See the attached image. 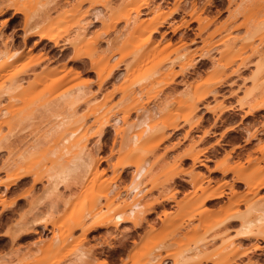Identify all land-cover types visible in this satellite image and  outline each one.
<instances>
[{"label": "rangeland", "instance_id": "1", "mask_svg": "<svg viewBox=\"0 0 264 264\" xmlns=\"http://www.w3.org/2000/svg\"><path fill=\"white\" fill-rule=\"evenodd\" d=\"M45 1L0 0V52L6 36L8 50H20L18 61L0 69V107L7 109L0 115V264H70L77 248L88 252L82 264H264V240L238 233L240 222L254 215L252 184L264 176V111L246 114L258 97L256 82L264 80L257 70L262 55L254 50L264 52V0H55L30 19ZM13 3L19 12L7 8ZM93 8L102 14L97 21ZM36 26L51 41L32 35ZM100 54L115 55L111 63H118L104 81ZM21 78L15 93H4ZM76 85L86 86L88 98L57 104ZM90 96L95 109L101 104L92 114L84 101ZM137 105L149 110L151 128L132 145L112 122L124 108L135 120ZM57 114L71 116L66 128H78L74 139L102 161L97 175L71 178L51 192ZM95 117L101 120L94 123ZM145 160L144 205L178 190L174 201L155 204L136 227L127 221L85 234L73 228V216L87 226L106 213V190L126 189ZM17 164L30 173L12 184ZM238 174L246 177L232 192ZM197 183L223 188L225 196L200 206ZM226 216L236 221L222 227ZM185 253L192 256L181 261Z\"/></svg>", "mask_w": 264, "mask_h": 264}, {"label": "bare ground", "instance_id": "2", "mask_svg": "<svg viewBox=\"0 0 264 264\" xmlns=\"http://www.w3.org/2000/svg\"><path fill=\"white\" fill-rule=\"evenodd\" d=\"M54 1L55 0H46L45 2L41 3L38 7L34 9L33 13L30 16V19H34L39 14L40 10H42L48 4ZM109 1L104 3L103 5L104 10L110 8ZM246 1L247 0H242V3H245ZM7 8L14 10L13 13L20 11V6L18 7L16 3L8 5ZM99 10L100 9L96 8L93 11L94 21H97L102 16ZM245 10H246V7L243 6L241 12L245 14ZM119 18L124 20V16H121ZM136 20L137 19H133V22H135ZM163 22H164L163 20H160L158 23L160 26H162ZM155 29H157V27H155ZM33 30L34 31L32 35H37L39 36L40 39L46 38L47 40L51 41V38L46 37V31L38 29V26L33 28ZM85 33H86V28L84 27L82 28L81 32L78 33L77 35L78 38L83 36ZM6 37H3V40L1 43L4 49L0 52V69L6 68L12 65L14 62L18 61V59L20 58L19 56L20 50H13L12 52L8 50L9 41L7 40ZM254 50L258 54L262 55L263 63L259 64L257 67V70L261 73L264 70V52L260 51L256 47L254 48ZM115 58H116L115 55L110 56L108 54L107 55L100 54L99 59L97 60L96 64L98 65L97 72H98V76L100 77L101 81H104L105 79H107L117 67L118 63H115V64L111 63V61ZM200 59L201 58H197V61ZM189 62H191V60ZM22 80L23 78L14 79L4 93L8 95L15 93L18 90V87L21 84ZM256 88L257 90H259L258 95H257L258 97L253 99L251 103L248 104L249 110L246 111V114H249V115H254L260 111H264V95L261 94L264 90V80L257 81ZM215 91L216 90H213L212 92H215ZM87 93L88 92L86 90V86L76 85L74 88L61 93L59 95L57 104H60V102H70L71 104H75L79 100L81 101V99H83V97H85ZM91 97L92 96H90L89 99L84 100V101H88L85 103L90 105L89 114L96 112V109H99L101 105L100 104L99 107L95 109V107L90 104L92 100H94ZM125 97L126 95L124 96V89H123V95H122L123 101ZM134 99L136 98L134 97ZM0 104H1V101H0ZM192 108H194V105L192 106ZM6 111H7L6 107H0V115L5 114ZM129 111H130V108L128 109L124 108V113L122 116L114 115L112 126L115 128L116 133L121 135L122 138H126L127 141L130 142V144L136 145V144H139L138 142L142 140V138L146 135L148 130L151 128V126H149L151 124L148 123L149 125L148 127H146V123H145V120L150 118L149 110L147 108L143 109L142 105H137L135 107L136 118L133 121L130 120ZM55 117L58 118V121L56 122V125L52 128V130H50V133L60 132V130L61 132L59 134L60 136L56 139L55 148L52 151V154H54V156L57 157V160L56 159L53 160L54 166L52 167V171L47 176V179H48L47 182L49 184V185L47 184L48 185L47 188L50 187L51 192L54 191L53 189H57L60 184H64L71 178H73L75 182L77 183V182L82 181L84 177L87 176L88 173L93 174V176L97 175L99 173L98 165L102 161L101 160L102 158L101 159L93 158V155H92L93 152L90 150L87 151L86 144L80 142L81 140L80 138L74 139L75 135L78 134L79 132L78 128H73V129H69V127L66 128L68 124H70L69 123L70 122L69 120L71 119L70 115L61 116L60 114H57L55 115ZM100 117L102 118L103 115H101ZM100 120L101 119L99 117L98 118L95 117L94 123H97ZM107 123H108V120H106L104 125H108ZM143 123L145 125V126L143 125L144 127L142 126ZM79 126L81 128V125ZM79 126H76V127H79ZM103 126L98 131L100 135L103 134V131H104ZM246 131L248 132V130ZM250 137L251 139H256L257 134L255 133L251 134ZM31 148H35V145H32L30 149ZM29 150L27 149L21 152L19 155V160H22L23 158H25L27 152H30ZM261 152H262V155H264L263 148H261ZM191 158L194 161L198 160V155H191ZM16 166L17 168L15 169L18 170L19 165L17 164ZM113 168L115 169V166ZM235 169L236 167L235 168L223 167L222 171L225 173L229 170L235 171ZM148 170H149V162L147 160H145L141 164L139 163L138 167L135 169L133 175L131 176L130 182L126 189L116 190V188H109L104 193L103 199L106 200V203L108 206L110 205L106 213L101 214L100 216L94 217L91 223L87 226H85L84 217L73 216L72 218L73 228L82 229L85 234L97 228L108 227L110 224L118 229L120 225L126 223L127 221L132 222L133 226L136 227L141 223V220L145 218L144 217L145 213H149L153 210L155 204L160 203L162 201H174L176 199V194L178 190H175L170 193H161L159 200H157L155 204H149L147 206L144 205L143 198L146 195L145 193L146 188L143 185V181L148 173ZM29 173H30V170H27V169L18 170L16 174H14L10 182L12 184H15L21 181ZM245 177H246V174H238L233 184H231L230 190L232 192H235L234 183L235 182L243 183ZM91 179L92 177L89 178V183ZM263 189H264V176H262L261 178L253 182L252 184V188L250 192L253 193L255 199L253 200L254 205H252L250 209L254 213V215L252 216V218L244 219L240 222L241 224L238 230V233L241 235L240 237H243L245 239L253 237L256 239L264 240V206L261 205V202L264 199V197L258 195V192ZM197 190H200L201 194H203V196L198 202L200 206H205L207 205L208 202L221 199L225 196V193H226V191L223 188H220L217 190H214L211 188L207 189V188H204L199 183L195 185V194L197 193ZM50 191L49 193H51ZM46 192L48 194V191ZM123 195H125V197ZM98 202L95 204L97 206V209L100 208V204ZM43 219L44 217L41 218V220ZM35 221H38V220H35ZM234 221H236L235 217L226 216L223 218L221 222V226L226 227L227 225H229L231 222H234ZM40 225H42L44 229H48V225H50V223H41ZM34 232H37V229H35ZM254 248L256 249L257 245H254ZM197 250H198V253L201 252L200 249H197ZM198 253L193 254V256L196 257ZM191 256L192 255L187 254V253L182 254L180 256L181 258L180 260L181 261L186 260L188 258H191ZM87 258H88V252H86L82 248H77L76 251H74V258L72 259L70 264H82L83 262H85ZM7 264H9V262ZM160 264H169V263L168 261L163 260L161 261ZM194 264H198V262H195Z\"/></svg>", "mask_w": 264, "mask_h": 264}, {"label": "snow or ice", "instance_id": "3", "mask_svg": "<svg viewBox=\"0 0 264 264\" xmlns=\"http://www.w3.org/2000/svg\"><path fill=\"white\" fill-rule=\"evenodd\" d=\"M0 19H2V18H0ZM4 23H5V24H8V23H9V21L5 20V21H4Z\"/></svg>", "mask_w": 264, "mask_h": 264}, {"label": "crops", "instance_id": "4", "mask_svg": "<svg viewBox=\"0 0 264 264\" xmlns=\"http://www.w3.org/2000/svg\"><path fill=\"white\" fill-rule=\"evenodd\" d=\"M168 263H169V264H171V263H172V261H171V260H168Z\"/></svg>", "mask_w": 264, "mask_h": 264}]
</instances>
